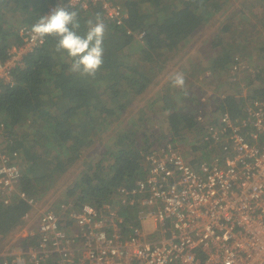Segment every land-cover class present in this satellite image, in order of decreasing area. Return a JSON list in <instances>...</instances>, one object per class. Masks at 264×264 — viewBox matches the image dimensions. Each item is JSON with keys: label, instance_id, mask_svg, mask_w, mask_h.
I'll use <instances>...</instances> for the list:
<instances>
[{"label": "built area", "instance_id": "obj_1", "mask_svg": "<svg viewBox=\"0 0 264 264\" xmlns=\"http://www.w3.org/2000/svg\"><path fill=\"white\" fill-rule=\"evenodd\" d=\"M57 4L98 10L103 22L145 40V29L128 24L123 0H59L45 14ZM32 25L21 26L22 42L0 57V92L15 84L26 56L46 41L33 39ZM244 69L243 57L235 54L231 71ZM242 89L240 115L219 106L210 122L196 116L204 157L188 160L173 140L153 148L144 154L142 174L118 189L114 203L70 199L41 209L22 242L0 251V264H264V94ZM15 131L0 120V201L8 205L19 196L33 209L38 199L20 189L22 150ZM30 217L31 211L24 219Z\"/></svg>", "mask_w": 264, "mask_h": 264}, {"label": "trees", "instance_id": "obj_2", "mask_svg": "<svg viewBox=\"0 0 264 264\" xmlns=\"http://www.w3.org/2000/svg\"><path fill=\"white\" fill-rule=\"evenodd\" d=\"M58 1L0 0V57L6 56L8 47L22 42L19 34L21 26L34 24L51 4ZM163 1L124 0L130 16L128 24L135 30L147 31L140 50L143 55L141 60L145 62L160 58L161 49L166 44L172 47L181 45L214 11L222 8V1L225 0H178V4H172L173 8L168 14L163 13L162 18L149 20L148 17L152 14L144 12L143 3L153 2L157 8ZM70 11L78 13V32L81 35L87 32L89 19H95L97 15L101 17L98 10L76 8ZM245 19L248 18L243 16L237 22V25L243 22V27L237 26V32L234 28L233 32L238 35H234L232 42L222 47L220 54L213 57L209 71L216 73L229 70L235 54H241L242 57L246 55L250 48L248 44L251 43V30L248 27L249 21ZM104 24L103 64L94 77L70 72L72 58L65 51L57 52L56 37L47 35L44 45L26 56L25 66L15 74V84L4 86L0 92V120H6L12 125L29 123L34 128L39 125L36 137L29 140V143L27 137L26 143L19 145L23 164L20 189L28 197L38 198L47 191L51 175L45 165L51 150L66 148L79 156L77 153L86 143L85 133L92 128L103 132L98 125H94L98 122L97 119L102 123L101 116L94 118L92 113L106 117L120 114L150 84L145 66L128 64L123 60L125 54L117 56L116 47L126 48L137 39L113 23ZM152 70L151 67L150 71L153 72ZM257 72L260 74L262 70L257 68ZM255 93L264 94V86ZM168 101H165L167 104L164 108L169 111L168 123L173 134L180 135L183 129L193 128L197 122L195 114L188 108L178 107L176 100ZM220 107L233 116H238L243 111V98L236 94H225ZM106 122L105 119L102 124L108 125ZM41 125L42 132L39 130ZM38 136L43 138L41 143L36 141ZM131 137L127 133L115 139L118 149L110 154L111 164L106 166L101 161L94 171L86 172L76 180L69 192V195L75 196L76 204L91 203L101 206L104 202L114 203L118 189L123 185L133 184L136 177L142 174L144 154ZM31 209V204L19 196L8 205L0 201V235H6L23 224L25 215ZM121 210L127 214L129 208L122 206ZM134 210L131 209V213L134 214ZM133 214L128 217L129 221L134 219Z\"/></svg>", "mask_w": 264, "mask_h": 264}, {"label": "rangeland", "instance_id": "obj_3", "mask_svg": "<svg viewBox=\"0 0 264 264\" xmlns=\"http://www.w3.org/2000/svg\"><path fill=\"white\" fill-rule=\"evenodd\" d=\"M228 1L232 2L229 3L230 6H227ZM177 2L178 0H164L162 5L157 8L153 2H145L143 3V10L152 14L148 17L149 20H155L157 17L162 18L163 13L168 14L173 8L172 4H178ZM243 4H246V6L242 7ZM228 9L231 11H227L226 19L229 16H234V21H232L234 23L230 28V32L224 36L225 39L232 40L234 35H238L233 30L236 28L235 31L237 32V26L243 27V22L240 25H235V22H239L243 16L248 18L245 20L250 23L248 26L251 30L249 34L251 43L248 44L250 48L243 56L246 69L241 70L239 73H233L231 68L214 73L209 71L211 62L208 59L210 58L206 59L203 56L188 59L185 55L183 57V52L189 51L190 53L193 48L191 43H181L178 47L166 44L161 49L162 55L160 58H156L152 62L141 60L143 55L140 50H142L143 42L140 40H133L126 48L116 47L117 56L125 54L123 60L128 64L135 65L137 63L138 67H146L150 84L120 114L116 113L112 117H106L92 113L94 118L101 116L102 123L106 119V123L109 124H102L97 119L98 122L94 125H98L103 132L100 133L97 128H92L90 132H86V143L77 153L79 156L66 148L50 151L48 162L45 165L47 172L51 175L47 191L44 195L36 197L38 206L31 209L29 221L25 219L23 224H19L8 234L0 235V251L22 242L27 235V231L29 233L27 226H30L36 220L41 209L53 206L66 198L76 200L75 196L69 195L70 188L84 173L94 171L96 165L101 161L104 165L112 163L110 154L118 149L114 143L115 139L123 134L130 133L132 135L131 140L136 141V146L141 148L143 154L173 140L188 160L196 161L205 156L207 148L200 142L198 126L195 124L193 128L183 129L180 135L173 134L168 123L169 111L164 107L167 104L165 101L169 102L168 100H170L172 102L176 100L178 107L188 108L195 116H203L204 119L210 122L212 119L217 118L220 110L219 106L225 94H236V96L241 97L240 93L244 91L242 86L246 88L249 95L256 94L258 88L264 86V0H225L222 1V8L216 10V13L220 14ZM219 16L217 15L218 18L225 19L224 16ZM220 21L223 24V21ZM219 25L212 24L202 34L206 31V34L208 33L211 37L219 28ZM211 28H215V30L208 31ZM204 50L212 52L210 46L204 47ZM198 58H201V60L197 61ZM151 67L153 72L150 71ZM257 68L261 69L262 73L257 74ZM178 72L184 75L185 84L183 87L173 86L171 82V77ZM161 97L164 99H161ZM152 98L156 101L152 102ZM149 108H153L155 116H152V113L149 114L151 116H146V111ZM13 126L16 129L15 136L18 137V144L23 146V142L26 143L27 137L28 143L29 140L32 141V138L36 137L39 125L34 128L33 124L20 122L19 124H13ZM39 130L43 131L42 125ZM36 141L41 143L43 138L38 136ZM145 226L147 229L153 228L151 221H147Z\"/></svg>", "mask_w": 264, "mask_h": 264}, {"label": "clouds", "instance_id": "obj_4", "mask_svg": "<svg viewBox=\"0 0 264 264\" xmlns=\"http://www.w3.org/2000/svg\"><path fill=\"white\" fill-rule=\"evenodd\" d=\"M77 17L76 11H69L63 4H57L48 14L41 15L30 31L33 39H42L47 35L56 37V51H65L72 58L69 71L94 77L103 64L106 25L97 15L94 20L87 21L88 30L81 35L78 32L80 23ZM171 82L173 86L183 87L184 75L175 73Z\"/></svg>", "mask_w": 264, "mask_h": 264}, {"label": "crops", "instance_id": "obj_5", "mask_svg": "<svg viewBox=\"0 0 264 264\" xmlns=\"http://www.w3.org/2000/svg\"><path fill=\"white\" fill-rule=\"evenodd\" d=\"M229 3H232V2L228 1L227 6H230ZM245 6H246V4H243L242 7H245ZM240 9H242V8H240ZM227 11H231V10L230 9L224 10L220 14H217L216 13L217 11L216 12L214 11L212 13V15L209 17V19L205 23H203V25L199 29H197L193 34H191L189 37H187V39H185L183 41L184 44H187V43L193 44V48L191 49L190 53H189V51H187V52L185 51L182 53L183 57L185 55L186 58L191 59L194 57H203L204 56L206 59L210 58L208 60H209V62H212L213 57L220 54L221 48L224 46H227V44L228 45L230 44V42L232 40L231 39H225L224 36H226L227 33L230 32V28H231V26H233V23H234V22H232V21H234V16H229V18L226 19L227 15H228ZM217 15H220L219 17L224 16L225 19L223 20V18H218ZM220 20L223 21V24H221ZM212 24L219 25V28L216 30V32H214V34H212L211 37L209 36L208 33L206 34V31L202 34V32L207 27L212 26ZM236 24H237V22H235V25ZM214 30H215V28H211L208 31H214ZM208 46H210L212 48V52H206L204 50V47H208ZM200 60H201V58H198L197 61H200ZM194 66H197V65H194ZM198 70H200V68H198ZM162 98L163 97H161V99ZM153 101H156V100L154 98H152V102ZM150 113H152V116H155L153 113V108L147 109L146 116H148Z\"/></svg>", "mask_w": 264, "mask_h": 264}]
</instances>
